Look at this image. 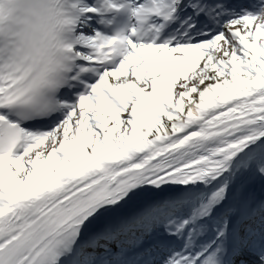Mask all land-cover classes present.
<instances>
[{
    "label": "snow or ice",
    "instance_id": "snow-or-ice-1",
    "mask_svg": "<svg viewBox=\"0 0 264 264\" xmlns=\"http://www.w3.org/2000/svg\"><path fill=\"white\" fill-rule=\"evenodd\" d=\"M52 94L0 70V264H264V0H70Z\"/></svg>",
    "mask_w": 264,
    "mask_h": 264
},
{
    "label": "clouds",
    "instance_id": "clouds-1",
    "mask_svg": "<svg viewBox=\"0 0 264 264\" xmlns=\"http://www.w3.org/2000/svg\"><path fill=\"white\" fill-rule=\"evenodd\" d=\"M74 15L70 0H0V70L31 73L55 94L72 70Z\"/></svg>",
    "mask_w": 264,
    "mask_h": 264
}]
</instances>
